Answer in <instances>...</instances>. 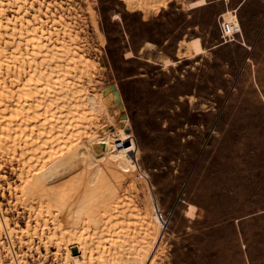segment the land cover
Instances as JSON below:
<instances>
[{
  "label": "rangeland",
  "instance_id": "rangeland-1",
  "mask_svg": "<svg viewBox=\"0 0 264 264\" xmlns=\"http://www.w3.org/2000/svg\"><path fill=\"white\" fill-rule=\"evenodd\" d=\"M39 1L65 15L94 63L83 83L106 110L88 132L105 140L115 124L129 123L139 167L114 157L125 151L109 137L106 157L135 183L129 194L141 209L152 208L153 193L167 217L157 264H264V0H207L195 9L188 7L194 0H173L158 13L130 10L122 0ZM227 10L241 33L224 43L219 22ZM195 37L205 53L184 58ZM165 59L176 64L165 68ZM6 170L4 189L16 180ZM9 199L8 191L0 195L2 209ZM36 253L27 257L32 264Z\"/></svg>",
  "mask_w": 264,
  "mask_h": 264
},
{
  "label": "bare ground",
  "instance_id": "bare-ground-1",
  "mask_svg": "<svg viewBox=\"0 0 264 264\" xmlns=\"http://www.w3.org/2000/svg\"><path fill=\"white\" fill-rule=\"evenodd\" d=\"M122 1L130 10L158 13L173 0ZM42 2L0 0V181L8 167L16 176L13 184L5 181L6 189L0 184V195H11L7 208L0 202V264L6 258L7 264H32L27 257L34 250L38 264L50 256V264H157L166 229L155 217L157 200L152 193V208L141 209L129 194L135 183L109 168L106 157L109 137L115 150L125 151L114 157L139 167L129 123L115 124L106 141L88 132L106 110L101 95L83 83L92 80L94 63L77 46L78 33L65 15L48 3L43 10ZM207 4L194 0L188 7ZM222 16L241 30L235 11ZM186 45L184 58L205 53L199 37ZM174 64L163 61L165 68ZM57 182L63 187L54 191ZM195 209L189 205L186 215L193 218Z\"/></svg>",
  "mask_w": 264,
  "mask_h": 264
},
{
  "label": "built area",
  "instance_id": "built-area-1",
  "mask_svg": "<svg viewBox=\"0 0 264 264\" xmlns=\"http://www.w3.org/2000/svg\"><path fill=\"white\" fill-rule=\"evenodd\" d=\"M219 28H220V37L224 43L231 42L232 38H234L236 35L241 33L240 29L235 28L233 24L226 21L224 18H222V20H220ZM132 138H133L134 142L136 143L134 136ZM120 145H122V141L117 142V146H120ZM131 147H132V144L130 142V146L127 147V149H129ZM142 175H144L143 178H145L146 180L148 179L147 174L143 173ZM154 213H155L156 219L158 220V222L161 225L167 224V222H168L167 217H166L165 213L162 211V209L160 208L157 201H156V207L154 208Z\"/></svg>",
  "mask_w": 264,
  "mask_h": 264
},
{
  "label": "water",
  "instance_id": "water-1",
  "mask_svg": "<svg viewBox=\"0 0 264 264\" xmlns=\"http://www.w3.org/2000/svg\"><path fill=\"white\" fill-rule=\"evenodd\" d=\"M130 130H127V132H129Z\"/></svg>",
  "mask_w": 264,
  "mask_h": 264
}]
</instances>
